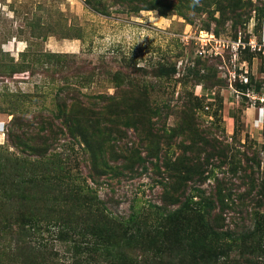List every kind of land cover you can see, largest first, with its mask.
Here are the masks:
<instances>
[{"label": "rangeland", "instance_id": "1", "mask_svg": "<svg viewBox=\"0 0 264 264\" xmlns=\"http://www.w3.org/2000/svg\"><path fill=\"white\" fill-rule=\"evenodd\" d=\"M0 122V264H264V0H0Z\"/></svg>", "mask_w": 264, "mask_h": 264}, {"label": "trees", "instance_id": "2", "mask_svg": "<svg viewBox=\"0 0 264 264\" xmlns=\"http://www.w3.org/2000/svg\"><path fill=\"white\" fill-rule=\"evenodd\" d=\"M165 201H168L165 197L160 199L162 203ZM174 202H179L181 204V209L166 211V218L184 219L188 217L189 219H193L195 223H200L204 218V224L208 232L206 235H210L212 238H218L220 236V233L216 230V219L212 217L213 215L205 213L204 217L201 218L200 213L187 207L186 199H183V202L175 199ZM172 221H175V219ZM250 233V231L241 233L239 237L248 236ZM173 248L169 258L153 260L154 264H217L218 262V254L215 245L211 243V240H206L204 236H200L199 240L194 244L190 238L185 241L182 240L179 243L173 244Z\"/></svg>", "mask_w": 264, "mask_h": 264}, {"label": "built area", "instance_id": "3", "mask_svg": "<svg viewBox=\"0 0 264 264\" xmlns=\"http://www.w3.org/2000/svg\"><path fill=\"white\" fill-rule=\"evenodd\" d=\"M243 83H246V79L245 78H243Z\"/></svg>", "mask_w": 264, "mask_h": 264}, {"label": "crops", "instance_id": "4", "mask_svg": "<svg viewBox=\"0 0 264 264\" xmlns=\"http://www.w3.org/2000/svg\"><path fill=\"white\" fill-rule=\"evenodd\" d=\"M0 124H1V122H0ZM1 128V127H0Z\"/></svg>", "mask_w": 264, "mask_h": 264}]
</instances>
